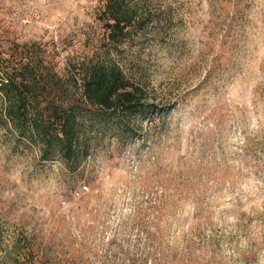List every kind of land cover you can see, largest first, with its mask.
Masks as SVG:
<instances>
[{
    "label": "rangeland",
    "instance_id": "374dc122",
    "mask_svg": "<svg viewBox=\"0 0 264 264\" xmlns=\"http://www.w3.org/2000/svg\"><path fill=\"white\" fill-rule=\"evenodd\" d=\"M105 1L0 0V60L30 63L44 104L73 100L74 65L100 58L163 111L92 134L72 172L7 125L0 98V264H133L155 232L160 264H264V0H127L118 48Z\"/></svg>",
    "mask_w": 264,
    "mask_h": 264
},
{
    "label": "trees",
    "instance_id": "16d2710c",
    "mask_svg": "<svg viewBox=\"0 0 264 264\" xmlns=\"http://www.w3.org/2000/svg\"><path fill=\"white\" fill-rule=\"evenodd\" d=\"M101 20L106 28L107 42L118 48L136 23L137 10L127 0H106ZM5 63L6 60H0L4 121L18 130L28 143L37 146L43 160L58 158L72 172L80 171L91 155L92 134L105 137L112 131L116 137L124 138L129 132L142 129L141 122L132 125L137 116L151 114L154 117L163 112L151 94L129 78L118 61L99 58L75 64L72 79L77 90L73 100L49 104L39 100L37 76L30 63L24 64L25 70L20 74H11ZM160 212L157 211L150 223L155 230H158ZM133 217V229L135 225L141 227L137 229V235L146 233L142 228L145 225L143 214L137 211ZM148 237V244L142 252L138 248L133 264L150 261L160 264L158 254L151 250L157 232L148 233ZM120 247L124 250L123 245Z\"/></svg>",
    "mask_w": 264,
    "mask_h": 264
},
{
    "label": "built area",
    "instance_id": "2783aa9c",
    "mask_svg": "<svg viewBox=\"0 0 264 264\" xmlns=\"http://www.w3.org/2000/svg\"><path fill=\"white\" fill-rule=\"evenodd\" d=\"M88 190H89L88 186H83L79 191L76 192V195L79 196L80 194L85 193Z\"/></svg>",
    "mask_w": 264,
    "mask_h": 264
}]
</instances>
